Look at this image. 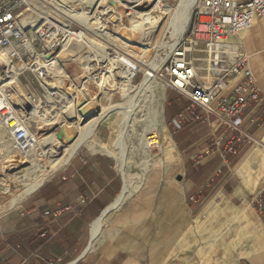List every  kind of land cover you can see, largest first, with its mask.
<instances>
[{
	"label": "crops",
	"instance_id": "obj_1",
	"mask_svg": "<svg viewBox=\"0 0 264 264\" xmlns=\"http://www.w3.org/2000/svg\"><path fill=\"white\" fill-rule=\"evenodd\" d=\"M232 43L239 44L262 97L244 113L242 128L254 140L237 144L235 161L222 167L213 142L219 139L224 145L237 133L213 118L179 121L177 115L189 104L171 96L165 111L167 127L162 106L159 157L176 173L175 180L110 209L114 214L92 240L90 227L123 187L117 158L107 146L109 125L100 123L86 145L104 143L100 146L109 154L89 149L84 160L78 156L70 161L77 150L61 177L42 183L21 201L19 210L2 219L0 264H264V216L248 202L250 191L264 183V18ZM236 80L232 76L229 81ZM99 125L109 131L106 141L97 137ZM190 197L198 202H190ZM245 203L253 221L257 215V230L238 218ZM86 224L85 242L80 231ZM8 246L19 248L14 252Z\"/></svg>",
	"mask_w": 264,
	"mask_h": 264
},
{
	"label": "built area",
	"instance_id": "obj_2",
	"mask_svg": "<svg viewBox=\"0 0 264 264\" xmlns=\"http://www.w3.org/2000/svg\"><path fill=\"white\" fill-rule=\"evenodd\" d=\"M50 1L13 0V2L0 8V55L8 58L11 63L25 61L27 67L25 70L36 75V72H33L34 70L39 67L40 70H45L50 64L57 61L60 42L63 43L66 37L69 36L72 40L86 37L91 41V44L96 43L95 46L101 47L106 55L104 59L98 58L97 60L93 53H82L81 57L84 58L86 66L92 68L89 74L90 79L86 80L87 78L83 75L81 66L83 63L81 65L76 64L82 74L78 75H81L80 78H77L78 76L73 78L75 82L72 81V84L78 83L80 79L82 85L86 83L88 88L91 86L95 89L92 97L100 101L104 94L102 91L108 90L104 85L105 82L101 84L104 80L100 79L103 76L107 77L110 73L109 67L111 64L108 58H118L116 57L117 52L120 53L123 49L120 48V45L118 47L114 42L112 43L111 38H102L93 32L92 27L86 26L88 23L94 22L89 15L86 23L83 24L64 14V17H62L63 23L68 25L64 33L55 27L49 32H44L47 24L45 12L44 14L41 13L42 18H40V21L42 19L43 21L39 22L40 25L37 28L30 24L25 27L20 24L19 17L21 13L19 10L21 8L28 11L40 6H51ZM86 1L88 2L72 0L68 4L70 6L71 4L74 5L76 9L78 8L81 11L85 7L88 8L89 2L94 0ZM99 1L101 0H97V3ZM111 1L113 0H108V6L112 5ZM119 2V0H116L117 4ZM128 5L132 6L134 4ZM127 10L130 11V9ZM261 18H264V0H198L197 5L192 10L183 37L159 69V77L165 83L166 90L178 92L189 102L188 108L177 115L179 121L199 120L202 117L205 119L213 118L227 129L237 133L236 138H232L224 145L219 139L213 142L222 160V167H228L231 161L237 157L238 143L254 140L242 128L244 113L250 105L262 101L258 79L247 66L244 57L239 53V44L229 42L227 39L248 30L256 20ZM56 19L62 21L59 18ZM58 21L55 20L56 23H59ZM111 22L112 20L107 19L105 24L109 25ZM42 31L45 33L44 36H42ZM50 35L54 37L51 49L46 43V37ZM35 40H39L41 43L39 51L32 49ZM199 47H204L209 51L210 73L204 78L199 77L194 61V51ZM89 52L94 51L90 50ZM230 53L238 54L234 61L229 59ZM118 64L121 68L125 67V62L121 58L118 59ZM232 76L239 78V80L234 81V84L229 81ZM37 78L41 94L32 92L28 86L25 96L21 97L0 89L1 127L7 135H10L12 141H14L15 149L20 152L31 151L32 145L35 143L33 129L25 121L27 118L29 120L34 108H37V111L46 110L50 104L48 98L54 97V89L48 84L51 82H45L41 78ZM46 79L52 78L46 76ZM96 79L100 80L96 82ZM69 80L66 78V82H69ZM1 86H3L2 82L0 83ZM221 170L222 168L218 169L217 172L220 173ZM4 185L5 180L0 175V196L6 192ZM190 199L195 200L193 197H190ZM251 201L256 212L264 216V186ZM8 248L17 252L19 246H8Z\"/></svg>",
	"mask_w": 264,
	"mask_h": 264
},
{
	"label": "bare ground",
	"instance_id": "obj_3",
	"mask_svg": "<svg viewBox=\"0 0 264 264\" xmlns=\"http://www.w3.org/2000/svg\"><path fill=\"white\" fill-rule=\"evenodd\" d=\"M80 1H83V0H80ZM84 1L86 3L88 2L86 0ZM119 1L120 2L117 4L116 0H113L114 4L111 6H108L107 5L108 0H101L99 1V3H97V0H94L92 2H89L88 8L85 7L83 10H81V12H78V13H72L73 10L68 8V3H69L68 0H51L50 3H53L57 5L59 8L67 11L68 13H70L71 16H73V18H76L77 21L83 24L86 23V20L89 15V17L94 20L93 22L94 24L88 23L86 26H90V25L96 26V24L98 25L101 24V26H98L99 29H97L98 28L97 27L95 28V30L99 32V35H101L102 38L105 37L106 39H109L111 35L116 36L118 34H121L125 38L124 39L125 43L123 44L124 49L120 47L123 49V50L121 49L122 52L120 53L117 52L116 57L118 58H113V59L108 58V61L111 64L109 67L110 73L107 77L103 76L102 78H100L104 80L103 82H101V84L105 82L104 85L106 86V88H108V90H103L102 91L103 93L104 92L109 93V96H112V95H115V93H118V95L124 99L131 97L132 92H136L137 94L138 93L140 94L141 92L147 93L152 103H155L156 105L160 104L161 111H162V106H163V102L165 99L166 85L164 83V85H162V87L158 89V86H156L157 82L155 81L156 78L158 79V76H157L158 70L157 71L155 70L156 71V74H155V71L153 70L154 67L151 66L152 62L148 63L149 65H146V64L144 65L142 63V58L145 53H148V51L155 48L152 46L155 33L159 31V29L161 28L163 19L169 13L170 7H167L165 4H162L161 0H119ZM152 1L153 2L156 1V2L153 5V7L149 10L150 4L153 3ZM129 3L134 4V5L130 7L128 5ZM197 3H198V0L196 1L189 0L188 2H186V5L182 8L183 17L180 18L181 21L180 20L178 21V18H179L178 17L177 19L173 20L172 23H170V25L167 26L166 37H165L166 41L164 42L165 44L162 47L156 49L158 50L156 52L157 53L156 60L164 59L165 61L167 59L166 57L169 56V54L172 52L174 47L178 44V42L183 37L188 27L190 16L192 14L191 12L194 9V7L197 5ZM112 7L113 8L114 7H124V8L130 9V11L129 13L123 15V13L118 10L117 12L118 16H117L115 14L116 8L113 9ZM145 9L148 11L145 12L144 11ZM88 11L90 12L89 14H88ZM114 15H116V17L118 18L121 24L117 25L114 23L113 26L111 27L112 29L108 31L106 30V27L104 24L107 21V19L112 20L111 18ZM103 17H104V21H103ZM54 19L55 18L52 16L49 17V19H47L48 23L45 26L44 32H49L54 27L60 32L61 31L63 33L66 32V28L68 25H66L62 21H58L57 19L55 20L58 21L59 23H57V25H54L55 23ZM99 20H101V22H99ZM35 22H36V18L34 19V16L33 18H23L22 20H20V24L23 27H25L28 24L35 25ZM44 32L42 33L43 36L45 35ZM51 35L46 37L47 39L46 43L50 49L52 48L51 47L52 40H54V37H52L53 35L52 36ZM178 35H181L182 37L179 38L178 42H176L175 40V42L177 43L175 45L174 39ZM130 43L137 44L138 46H142L140 49L142 50L144 54L140 56H138V54H135L134 53L135 50L129 47ZM96 47L97 46H95V48ZM100 48L98 46L96 50H94V43L91 44V41L87 39L86 37L84 38L82 37L79 40H72L68 36L65 38V41L63 43L60 42V50L58 52V56L60 55L61 57L64 56V59L66 60L65 63L72 62L75 65L76 64L81 65V63H83V65H81L83 69V75L84 77L87 78L86 80H88L90 79L89 74L92 71V68L86 66L84 58L81 57V54L82 53H93V55L96 57L97 60L98 58L102 60L104 59L106 54L104 51L101 50L102 48L101 49ZM90 50H94V52H88ZM70 54H73V55L78 54V57L74 58L72 57V55L71 57H69ZM237 56H238L237 53H230L229 59L231 61H234V59L237 58ZM119 58H121V60L125 62L124 68H121V66L118 64ZM134 58H138V60L135 61ZM56 60H57L56 62L50 64L47 67V69H45L46 71L40 70V67L33 71V72H36L37 77L41 78L45 82L47 81L51 82L48 84L50 85L51 88L54 89V92H53L54 97L48 98L50 100L49 101L50 104L48 105L46 110L37 111L36 110L37 108H34L30 115L29 120L40 121L44 126H52V125L55 126L54 122L56 121V119L64 115V106H67L68 116L72 118L68 119L63 125L57 126L54 130L52 129L50 134H47L45 136L42 135L43 137L36 138L35 135L33 134L35 143H33L32 145V150L35 149V151H38L39 148L41 149L47 148L49 156H51L50 169L46 171L47 172L46 174H44L45 173L44 172L39 177H36L32 180H29L21 184L17 189V193L10 197L12 205H18L19 203H21L22 200H24L29 194L35 191L36 188H38L46 179L52 176L53 173H55L57 170L64 167L65 164L68 162V160H70L71 156L80 148V146L90 141V139L93 136L94 130L98 124L100 123L110 124L108 120H110L112 116L114 115H122V121L127 120L129 116L126 107L123 106L124 104L123 105L111 104V105L102 107L100 106V101L98 99H95L93 97H86L81 91L83 89L88 91V86L86 85V83L82 85V83H80V79L78 83H75L73 85L74 86L73 90L69 91V88H66V78L71 79V77L69 76L68 72L65 69V64L61 63L59 59H56ZM18 63L23 64V62H18ZM23 68L24 66L21 67V69ZM20 72H21L20 69L16 65L11 63L8 58L0 55V83L1 82L3 83L6 79H9L7 83H4L3 86L0 87L1 90H4L6 93H15L17 96L21 97V93L19 92L21 90L18 91L17 89L18 86L14 87V84L17 85V76L20 75ZM141 72L149 76L151 79L148 81L147 84H142V82H144L145 80L142 81L140 87L133 86L132 82H133L135 74L141 73ZM46 76L52 79L47 80ZM80 77L81 75L78 76L77 78H80ZM100 79H96V82ZM72 81L75 82V80L73 79ZM154 82L156 83L153 84ZM103 98L105 99V94H103ZM54 99H58V102L61 104L64 102V105H61L63 107L62 112H59V109L54 104V103H57L58 105V102H56ZM130 99L132 98H129V100ZM51 100H53L54 102H52ZM82 110H89L90 113L93 114V116L90 118L85 117L82 114ZM52 111H54V113H51ZM47 115H50V117ZM79 120H87L85 125L82 126L80 130L78 127ZM26 121H28V118ZM1 126L2 125L0 123V127ZM59 130H61V133L64 136L65 140L64 139L61 140L57 137V132ZM3 132L6 133L5 130ZM152 133H153L152 136L146 138L145 143H146L147 148H152L153 146L154 147L159 146V141L157 140L158 135L155 134L153 131ZM9 138L11 139L10 135H9ZM116 139L114 135L110 139L109 144L107 145L110 151H111L110 148L115 146V144H117ZM64 141H67V142H64ZM6 142L7 141H5L2 137L0 138V147H1L0 149L2 151H6L5 154L10 150L9 148H7L8 146H6V144L8 142L7 143ZM12 145L14 146V141ZM123 148L124 146L121 148V150ZM116 153L118 154L117 159L119 160L117 167L123 179V187H122L121 192L118 194L117 198L111 204V206L108 207L105 211H103L102 214L95 220V222H93L92 226L90 227L92 240H96L101 234L102 222H103L105 215L109 212V210L110 209L116 210L117 208H119L127 200V198H129L133 194V192L139 188L140 183H141V182H138V183L133 182L132 175L125 171L124 169L125 166L123 162V159H125V156H124L125 152L124 154H122L118 150L116 151ZM6 187L7 185L5 183L4 190L6 189ZM7 210H8L7 208L0 210V217Z\"/></svg>",
	"mask_w": 264,
	"mask_h": 264
},
{
	"label": "rangeland",
	"instance_id": "obj_4",
	"mask_svg": "<svg viewBox=\"0 0 264 264\" xmlns=\"http://www.w3.org/2000/svg\"><path fill=\"white\" fill-rule=\"evenodd\" d=\"M68 1L72 2V0H68ZM188 1L189 0H186V1L185 0H183V1L182 0H161L162 4H165L167 7H170V9H169L170 11L167 14V16L163 19V22L161 24V28L159 29V31H157L155 33V37L153 39V45H152L153 47H155L154 49H152V50L148 51V53L144 54L142 52V50L140 49L142 46H138L137 44H129L130 45L129 47L133 48L135 50V52H134L135 54H138V56L144 54L143 58H142V63L144 65L145 64L149 65L148 63L152 62L151 66L154 67L153 70L154 71L158 70V72H157L158 79L157 78L155 79V81L157 83L156 82L153 83V84L156 83V86H158V89L160 87H162V85H164L163 80L159 77V69H160V66L162 65L161 63L164 61V59L163 60H156L157 59V57H156L157 53L156 52L158 51L156 49L162 47L165 44L164 42L166 41L165 37H166L167 26L170 25V23H172V21L177 19L178 17H179L178 21L179 20L181 21L180 18L183 17L182 16V8L186 5V2H188ZM11 2H13V0H0V8L3 5H5L7 3H11ZM155 2H153L152 6L149 7V10L153 7ZM50 4H51V6H49V5L40 6L36 9H30L28 11H26L24 8H21L19 10V12L21 13L19 18H20V20H22L23 18H33V16H34V19L36 18V22H37V23L35 22V25H34L35 28L39 27L40 23L43 21V19L40 21V17L42 18L41 13L44 14V12L47 16L46 19H49V17L52 16L55 19L59 18L63 22L64 20L62 19V17H64V14L69 18H73V16H71L70 13H68L67 11L59 8L57 5H55L53 3H50ZM71 6L68 4V8H70L71 10L74 9L72 13L81 12V11H79L80 9H78V8L76 9L74 7V5L71 4ZM126 6H128V5H126ZM113 9H115L116 15H117L118 10L121 11L123 13V15L127 14L129 11L124 7H114ZM144 11L147 12L148 10L145 9ZM116 15H114L111 18L112 19L111 24H109V25L104 24L106 29L108 28L107 29L108 31H110L112 29L111 27L113 26L114 23L117 25L121 24L120 21L118 20V18L116 17ZM114 18H116V19L114 20ZM73 19L77 20L76 18H73ZM46 23H48V22H46ZM54 25H57V23L55 22ZM98 26H101V24H99V25L96 24V26L90 25V27H92L93 32H95L98 36L102 37L101 35H99V32L97 30H95V28H97ZM97 29H99V27ZM181 35L176 36V38L174 39L175 45L177 44L176 42L179 41V38L182 37ZM240 35H241V33L237 36H231L227 40L229 42H235V40H237V38ZM32 37H34V36L32 35ZM110 38H111L110 41L112 43L114 42L116 45H118V47H119V45L122 48L124 47L123 44L125 43V41L121 40L118 36L111 35ZM175 40H176V42H175ZM116 41H118V42H116ZM26 45L28 46V44H26ZM95 45L96 44H94V50H96V48L98 47L97 46L95 48ZM40 47H41L40 41L35 40L33 43L34 51H39ZM194 52H195L194 61L196 64L197 73L199 74V73L204 72V71H209V60H208L209 59V51L207 49H205L204 47H199ZM71 55L74 58L78 57V54H75V55L70 54L69 57H71ZM138 58H134V60L136 61V60H138ZM58 59L61 63L65 64V69L68 72L69 76L71 77L69 82L68 81L66 82V88H69V91H72L73 90L72 79L76 78L79 74H82L80 69H79V66L75 65L72 62L65 63L66 60L64 59V56L61 57V55H60V56H58ZM12 63L14 65H16L21 71L20 75L17 76V85L14 84V87L18 86L17 87L18 91L21 90V91H19L21 93V96L25 95V91H28L27 86L29 87V89L32 92L41 94V90L38 87V83H37L38 78L34 73H31L28 70H25L26 69L25 61L23 62V64L18 63V61H14ZM23 66H24V68L21 69V67H23ZM156 71H155V74H156ZM148 77L149 76L145 75L142 72L138 73L133 79V82H132L133 86H136V87L139 86L140 87L141 82L144 80H145L144 81L145 83L142 82V84H147L148 81L151 79L150 77L149 78ZM5 81L3 82V84L7 83L9 81V79H6ZM88 89H89L88 91L90 93L84 89L81 92L86 97H92L91 95L94 94L95 89H93V87H91V86ZM104 94H105V99L101 98L100 106L103 107V106H108L111 104H121V105L124 104L123 106L126 107L128 114H129L127 120L122 121V115H114V116H112V118L110 120H108V122H110V124H112V125L106 123L109 125L108 128L111 132V138L113 135L115 136V139L117 138L116 139L117 144H115V146L110 148L111 149L110 152H112L111 154H113L115 156V158H117L118 154L116 153V151L119 150L120 153H122V154H124V152H125V154H124L125 159H123L125 171L132 175L133 182H137V183L141 182L140 187L136 191L133 192V194L126 200V202H128L131 198H134L137 195H140L142 192H144L150 188L160 187L163 182H166L168 180H175L176 173L167 170L166 169L167 166H164L160 163V158H161V157H159V150L161 147L160 136L162 135V126L164 125L160 104L156 105L155 103H152V101H150L148 94L143 93V92H141L140 94L139 93L137 94L136 92H132L131 97H128L127 99L120 97L118 95V93H115V95H112V96H109V93H106V92H104ZM171 96L179 97L184 105L189 104L188 100L185 97L178 95L175 92H172V91L165 89V100L163 103V108H164L163 114H164V121H165L166 127H167V122H166V112L165 111H166V106H167V100L169 98H171ZM129 98H132V99L129 100ZM54 100L56 102H58V99H54ZM51 101L54 102L53 100H51ZM54 104L59 109V112L63 111V107H61V105H64V102L62 104L58 102V105H57V103H54ZM51 113H54V111H52ZM80 115H81V113H80ZM47 116L50 117V115H47ZM71 118L72 117L68 116L67 106H64V115L62 117H59L56 119V121L54 122L55 126L54 125L44 126L40 121H36V120H28L25 122L28 125H30V127L33 129L35 137L37 138V137H43L47 134H50L52 129L54 130L57 126L63 125L68 119H71ZM34 121H36V122H34ZM78 122H79L78 127L80 130V128L85 125L87 120H79ZM1 129L2 128L0 127V133H1L0 138L2 137L5 141L8 142V143L6 142L8 144V145L6 144V146H8L7 148H9L10 150L8 149L9 150L7 152L8 154L7 153L5 154L6 151H2L0 149V175L4 178L5 183L7 185V187L5 189L6 192L0 196V210H2L4 208L8 209L0 217V233L2 232V229H1L2 219L5 218L6 216L13 214L17 210H19L22 203H23V202L21 204L19 203L20 205L19 204L18 205H12L10 197L17 193V189L21 184H23L29 180H32L36 177H39L44 172H45L44 174H46L47 173L46 171H48L50 169V164H51V161H50L51 156H49L47 148L46 149L45 148L44 149L39 148L38 151H35V149H33L31 151L20 152V151L15 149V146L12 145L13 141L9 138V135H7L5 132H3L4 129H2L3 131ZM152 131L158 135L157 140L159 141V147L153 146L152 148H147L146 143H145L146 138L152 136V134H153ZM2 132H3V134H2ZM96 133H97V137L99 138V140H102V141H106L108 138V135H109V131L102 125L98 126ZM104 133H105V136L102 135ZM64 142H67V141H64ZM88 142H86L80 146V148L78 149V152L73 156V158L70 161L74 160L78 156H83L82 159L84 160L85 155L90 150L92 152L102 151V152L108 153L103 147L100 146V144H104V143L96 142L97 146L95 148H91L89 145H86ZM105 143H107V142H105ZM121 146L122 147L124 146V148L122 150H121V148H122ZM115 160H116V164L118 166L119 160H117V159H115ZM235 160H236V157L234 158V161ZM66 166L62 170L59 169L60 171L57 170L55 173L52 174V176H50L45 181L48 182V181L55 180V179L61 177ZM235 170H236V168H234V174H235ZM118 171H119V169H118ZM221 173H222V170L220 173L217 172V175H220ZM262 186H264V183L260 184V186H256L252 191H250V193L252 194L250 199H248V202L250 204L252 203L251 200L255 196V194L261 188H263ZM189 200H190V202L194 201V200H191L190 198H189ZM195 202H198V199L195 198ZM252 206H253V204H252ZM248 207H249L248 203H245L243 215H239L238 218L243 224L251 225L257 230V227L260 224L259 221H257V215L255 213L254 221H253L248 215ZM113 211L109 212L108 215L104 217L103 222H102V230H103V227L105 226V224L107 223V221L114 214ZM88 225L89 224H86L83 227V229L80 231V234H82L83 240L85 242L88 239V228H89ZM82 250H83V248H80L79 253ZM82 260H85V257Z\"/></svg>",
	"mask_w": 264,
	"mask_h": 264
},
{
	"label": "water",
	"instance_id": "obj_5",
	"mask_svg": "<svg viewBox=\"0 0 264 264\" xmlns=\"http://www.w3.org/2000/svg\"><path fill=\"white\" fill-rule=\"evenodd\" d=\"M111 4L113 5L114 2L111 1ZM115 19H116V18H114V20H115ZM118 37H119L121 40H124V39H125L121 34H118ZM130 44H131V43H130ZM82 114H83L85 117H87V118H90V117L93 116V114H91L89 110H82ZM57 137H58L59 139H61V140L64 139V136L62 135L61 130H59V131L57 132ZM178 179H179V178H178ZM85 253H86V250L83 252L82 255H84ZM82 255H81L80 257H82ZM76 261H77V260H75V262H76Z\"/></svg>",
	"mask_w": 264,
	"mask_h": 264
}]
</instances>
